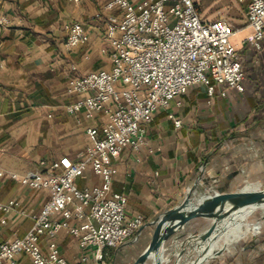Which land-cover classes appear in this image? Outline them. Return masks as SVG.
<instances>
[{
  "label": "crops",
  "instance_id": "crops-1",
  "mask_svg": "<svg viewBox=\"0 0 264 264\" xmlns=\"http://www.w3.org/2000/svg\"><path fill=\"white\" fill-rule=\"evenodd\" d=\"M109 1L0 0V17L12 20L0 26V166L6 172L0 178V203L16 200L29 214L40 213L49 194L29 188L22 177L32 170L61 174L83 161L89 145L87 128L106 122L104 113L90 120L81 113L78 123L66 107L79 98L67 90L72 66L80 75L112 67L111 47L101 38L104 20L97 18ZM241 5L246 21L240 30L247 34L236 48L245 70V91L226 89L223 96L225 88L216 86L211 97L206 86L191 87L171 102L170 109L155 113L139 153L126 150L115 160L113 192L127 196L128 218L141 215L144 226L129 242L104 250L107 264H134L151 242L155 232L151 223L190 191L203 200L249 185L264 188V47L258 51L246 42L251 31L247 6ZM74 21L84 23L91 38L67 51L65 25ZM170 114L182 121L180 128ZM100 181L89 168L77 184L83 189ZM261 210L244 215L246 223L233 229L243 232L248 224L257 228L239 238L223 237L204 264H264ZM70 225L81 223L72 220ZM210 225L209 220L195 219L186 231L199 233ZM31 227V219L17 211L0 213V244L25 236ZM56 241L69 262L99 264L93 250L88 262H82L85 252L67 229L59 231ZM41 247L49 251L47 238H42ZM18 263L31 264L26 255L19 256Z\"/></svg>",
  "mask_w": 264,
  "mask_h": 264
},
{
  "label": "built area",
  "instance_id": "built-area-1",
  "mask_svg": "<svg viewBox=\"0 0 264 264\" xmlns=\"http://www.w3.org/2000/svg\"><path fill=\"white\" fill-rule=\"evenodd\" d=\"M237 1L247 6L251 35L246 42L260 51L264 0ZM104 12L97 18L104 20L101 38L111 47L112 67L80 75L72 66L67 90L79 98L66 110L78 123L81 113L89 120L104 113L106 122L87 128L89 145L83 161L61 174L32 170L22 177L29 188L49 194L40 213L29 214L16 200L0 203V213L17 211L32 221L25 236L0 244V264H19L21 255L31 264H75L60 253L56 237L61 229L78 239L85 252L82 262H88L93 250L98 263L107 264L104 250L124 245L144 226L143 216L128 218L127 196L113 192L118 174L115 160L126 150L139 153L155 113L170 109L171 102L191 87L204 85L211 97L216 86L225 88L223 96L226 89L245 91L242 57L230 41L237 31L225 20H204L194 0H110ZM11 23L9 17H0V26ZM65 32L67 51L90 42L91 35L80 21L66 24ZM170 118L176 128L182 126L174 114ZM89 168L101 181L81 189L77 182ZM5 175L0 166V178ZM72 220L81 225L71 226ZM43 237L49 241L48 252L41 247Z\"/></svg>",
  "mask_w": 264,
  "mask_h": 264
},
{
  "label": "water",
  "instance_id": "water-1",
  "mask_svg": "<svg viewBox=\"0 0 264 264\" xmlns=\"http://www.w3.org/2000/svg\"><path fill=\"white\" fill-rule=\"evenodd\" d=\"M262 208V187L245 186L236 192L215 194L203 200L190 191L180 204L161 213L151 223L155 226L151 242L134 264L150 261L170 264L174 260V264H204L214 251V243L228 229L239 221L244 223L245 214ZM195 219L209 220L211 225L199 233L186 231ZM201 248L202 253H197Z\"/></svg>",
  "mask_w": 264,
  "mask_h": 264
},
{
  "label": "rangeland",
  "instance_id": "rangeland-1",
  "mask_svg": "<svg viewBox=\"0 0 264 264\" xmlns=\"http://www.w3.org/2000/svg\"><path fill=\"white\" fill-rule=\"evenodd\" d=\"M194 1L196 2L199 12L204 20H225L237 31L236 34L230 38L233 46L236 47L241 42L243 34H247L244 32L245 30H240L243 28L242 24L246 21V9L245 6L241 5L237 0ZM261 211L257 210L254 212L257 214ZM194 258L190 261H193ZM174 261L170 264H174ZM148 264H152V262L150 261Z\"/></svg>",
  "mask_w": 264,
  "mask_h": 264
},
{
  "label": "bare ground",
  "instance_id": "bare-ground-1",
  "mask_svg": "<svg viewBox=\"0 0 264 264\" xmlns=\"http://www.w3.org/2000/svg\"><path fill=\"white\" fill-rule=\"evenodd\" d=\"M250 187H257V185H255V186H251V185H249ZM262 209H264V208H262ZM254 212V211H253ZM252 213V212H251ZM247 214H249V213H247ZM247 214H245V215H247ZM243 219V218H242ZM240 224H243V222H238V223H236L232 228H230V229H228L223 235H222V237L218 240V241H216L215 243H214V251L213 252H211V256H213L214 255V253H215V251H216V244L223 238V237H225V236H229V237H232V238H239V237H241L242 236V234L243 233H245V232H247V231H249L253 226L254 227H256L257 228V226H255V225H246L245 227H244V231L242 232L241 230H237V229H233V228H235L236 226H238V225H240ZM202 248L201 249H198L197 250V253H202Z\"/></svg>",
  "mask_w": 264,
  "mask_h": 264
},
{
  "label": "trees",
  "instance_id": "trees-1",
  "mask_svg": "<svg viewBox=\"0 0 264 264\" xmlns=\"http://www.w3.org/2000/svg\"><path fill=\"white\" fill-rule=\"evenodd\" d=\"M244 27H245V26H244ZM244 27H243V28H244Z\"/></svg>",
  "mask_w": 264,
  "mask_h": 264
}]
</instances>
